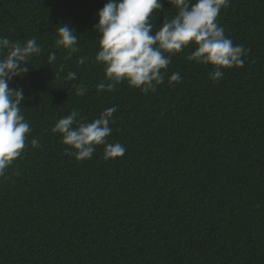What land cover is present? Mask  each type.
<instances>
[{
  "label": "trees",
  "instance_id": "obj_1",
  "mask_svg": "<svg viewBox=\"0 0 264 264\" xmlns=\"http://www.w3.org/2000/svg\"><path fill=\"white\" fill-rule=\"evenodd\" d=\"M106 2L0 0V37L42 46L9 85L23 89L32 132L0 177V264H264V0H231L217 18L246 49L243 68L213 81L212 66L189 61L188 47L148 94L126 82L97 90L105 72L94 61V26ZM161 2L154 31L176 15ZM61 24L78 35L71 57L55 45ZM177 71L181 82L169 85ZM113 106L108 139L126 148L123 157L105 160L101 146L77 161L52 132L73 109L91 122Z\"/></svg>",
  "mask_w": 264,
  "mask_h": 264
},
{
  "label": "clouds",
  "instance_id": "obj_2",
  "mask_svg": "<svg viewBox=\"0 0 264 264\" xmlns=\"http://www.w3.org/2000/svg\"><path fill=\"white\" fill-rule=\"evenodd\" d=\"M176 9L172 18H164L158 30L151 17L162 12L161 0H107L96 14L98 23L94 26L99 33V51L94 57L103 65L105 82L96 87L99 91L113 92L118 84L126 82L129 87L139 89L143 94L155 93L164 84L172 57L188 47L194 50L187 57L201 65H211L210 79L219 81L224 70L243 68L247 55L243 45L234 44L225 35L217 18L221 9L230 6L231 0H163ZM55 45L63 48L71 57L79 51L78 35L68 24L57 27ZM42 52L36 39L26 42L10 41L0 37V177L22 156L28 146L32 129L20 107L25 100L23 89H12L14 78H22L29 71V62ZM56 53L50 52L47 63L53 65ZM81 56L78 65H84ZM67 80L77 79L76 72H69ZM179 71L168 77L169 85L181 82ZM77 96H83L87 88L73 85ZM115 106L103 110L98 118L86 122V118L73 109L60 118L52 127L59 134L61 143L71 151L68 153L77 161L92 159L97 147H103V158L115 160L123 157L126 148L119 142H110L111 125ZM32 148H39L37 138L30 141Z\"/></svg>",
  "mask_w": 264,
  "mask_h": 264
}]
</instances>
